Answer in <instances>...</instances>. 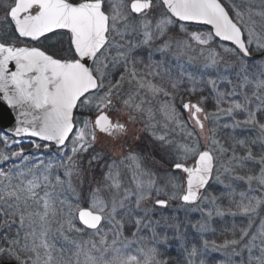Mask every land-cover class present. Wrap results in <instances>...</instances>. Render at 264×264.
<instances>
[{"label":"snow or ice","instance_id":"6c2138e0","mask_svg":"<svg viewBox=\"0 0 264 264\" xmlns=\"http://www.w3.org/2000/svg\"><path fill=\"white\" fill-rule=\"evenodd\" d=\"M251 4L0 0V102L16 113V137L55 149L33 163L13 150L19 140L0 137V264H168L159 246L173 239L184 264L209 249L224 252L222 264H264V196L251 195L264 191V10ZM182 86L199 94L195 104L180 97L187 119ZM209 99L214 112L201 107ZM137 123L150 147L137 143ZM248 127L255 139L237 133ZM174 200L185 219L206 217L192 225L201 233L231 217L222 233L232 238L198 248L163 214Z\"/></svg>","mask_w":264,"mask_h":264},{"label":"rangeland","instance_id":"374dc122","mask_svg":"<svg viewBox=\"0 0 264 264\" xmlns=\"http://www.w3.org/2000/svg\"><path fill=\"white\" fill-rule=\"evenodd\" d=\"M236 3H241V0H235ZM241 7H245V5L241 4ZM251 7L253 8L254 11H260V10H264V4L261 3V0H252V4ZM3 13L0 12V15H2ZM253 19H255L257 21V26L259 27V24L262 22L261 21V17L259 16H253ZM207 30V29H205ZM50 44L49 42H45V46ZM59 50V49H58ZM183 59V58H182ZM205 95H208L207 92L204 93ZM180 97H182L183 102L186 101H191V102H198L199 100V94L197 96H191L187 93V91L185 90V88L182 86L180 92H179V96L178 99L176 101V106L178 108V110L181 112V116L183 119H187L188 117V113L180 108V103H181V99ZM165 97L160 96L157 97L156 100L153 101V105L154 107H159V103L164 101ZM201 107H204L206 109V111L208 112H214L215 108H214V101H212L211 99H209L207 102L201 104ZM253 107H255V105H253ZM157 120L163 121V116L160 113H157ZM238 119H243L242 116H238ZM201 119L203 120L204 117L201 116ZM230 122V121H228ZM206 128L208 127H212L214 126L212 121L210 120H205L204 121ZM221 124L224 123V120L220 121ZM143 127V125H142ZM175 125H169V128H174ZM189 127H191V121H189ZM144 129V128H143ZM144 139H146L145 137H148V142H150L149 140H151L150 134L148 131L144 130ZM198 131V129H197ZM257 129H254L252 127H248V128H242V129H238L237 133L239 134V136L241 138L247 136V137H251L252 139L256 138L257 135ZM229 134V130L223 129L222 127L219 129V134H218V139H221V141H224V138ZM5 134L4 132H2L0 130V137H3ZM208 135H210V133H208L207 131L204 133V135L201 138V143L205 142V137H207ZM9 140L13 139L14 137L7 135ZM172 137L174 138V140L178 143H182L185 142L187 140V137L185 136V134L183 132L180 131L179 128L175 129V132L172 133ZM17 139V138H14ZM20 144L19 146L13 145V150L14 151H18L19 148H23L24 149V154L26 156H29L30 159H32L33 163H39V159L35 158V157H41V154L47 152V153H54L55 149H45L43 147V142H41V148L40 149H36L34 147L33 142H29L26 139L25 140H19ZM36 143H38L37 141H35ZM145 143V144H144ZM141 145H146V142L143 141V143H141ZM150 146V144L148 145V147ZM4 145L0 144V149H3ZM254 152H258L259 148H254L253 149ZM157 159H159V157L157 156ZM45 162H47V158H45ZM190 162V161H189ZM17 163H20V161L17 159ZM256 173L258 174V169L256 170ZM242 174V173H241ZM184 182V177L183 175H181V183ZM253 188H257V185L255 184V182L253 183ZM212 189L214 192L219 193L220 191L223 190V186L222 185H218V184H213L212 185ZM180 191V190H177ZM251 195H257V196H264V191H260L257 190L255 192H252ZM163 198V197H162ZM181 204V201L179 200H174V201H170L169 202V207L167 209H165L163 211V214L167 217H172V216H176L178 218V222H181V229L186 231L189 239L193 240L196 242V246L198 248H202L203 247V240H208L209 243H211L212 241H215L217 244L222 243L224 239H231L232 235L230 232L227 233H222V229H224L225 227H231V222H232V218L231 217H225L223 219L215 217L213 218L212 221H210V226L212 230H209L207 232H199L198 231V227H192V225H195L197 223V221H203L204 219H206V217H204L202 215V213L200 212H192L188 215L187 219H185V213L182 209H180L179 205ZM224 205H227V201H224ZM160 213L159 210L156 213L155 218L159 219ZM244 220L246 222V218L237 216L235 218V222L238 225H241V221ZM242 226V225H241ZM159 230V229H158ZM174 229H167L168 234L171 236V234L173 233ZM127 234V233H126ZM160 247V251L163 254L162 255V259H166L168 261V264H177V262L179 261L180 264H184V261L187 259V254L184 253L182 251V249L180 248V244L178 240H170L168 245H161ZM226 251L230 252L231 249H227ZM196 261V264H199V261L201 259H203L205 261V264H222V262L226 259L224 252H216V251H212L211 249H209L207 251V253L205 255H202L200 257L197 258H192ZM234 259L237 261V264H239V257H234Z\"/></svg>","mask_w":264,"mask_h":264},{"label":"water","instance_id":"95a60500","mask_svg":"<svg viewBox=\"0 0 264 264\" xmlns=\"http://www.w3.org/2000/svg\"><path fill=\"white\" fill-rule=\"evenodd\" d=\"M189 101H186L185 103H187ZM193 104L197 103V102H191ZM0 110L3 111V116L2 118H0V129H2L6 134L11 135L15 138H31V139H37L35 137H31L27 134H22L19 137L15 136V132H14V128L16 127V121H15V116L16 113L12 112L11 109H9L6 104L0 102ZM190 163V162H189Z\"/></svg>","mask_w":264,"mask_h":264},{"label":"flooded vegetation","instance_id":"af4514ba","mask_svg":"<svg viewBox=\"0 0 264 264\" xmlns=\"http://www.w3.org/2000/svg\"><path fill=\"white\" fill-rule=\"evenodd\" d=\"M46 47H49L50 49H51V44H48V45H46ZM57 51H58V49H56ZM131 127H132V129H133V133H135V132H137V131H139V133H140V136H141V140L140 141H138L137 143H139L140 145H141V143H143V141H145L146 142V145H144V146H147L148 147V145L150 144L149 142H148V137H145L146 139H144V129H143V127H142V124H140V123H137V124H135V125H130ZM27 141H29V142H33V141H37V140H31V139H26ZM150 141V140H149ZM38 143H41V141H37ZM145 144V143H144ZM141 146H143V145H141ZM150 147V146H149ZM51 150V149H50Z\"/></svg>","mask_w":264,"mask_h":264}]
</instances>
